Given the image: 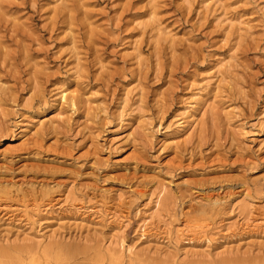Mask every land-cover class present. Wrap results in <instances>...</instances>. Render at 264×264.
<instances>
[{
    "label": "rangeland",
    "instance_id": "374dc122",
    "mask_svg": "<svg viewBox=\"0 0 264 264\" xmlns=\"http://www.w3.org/2000/svg\"><path fill=\"white\" fill-rule=\"evenodd\" d=\"M0 264H264V0H0Z\"/></svg>",
    "mask_w": 264,
    "mask_h": 264
},
{
    "label": "bare ground",
    "instance_id": "6f19581e",
    "mask_svg": "<svg viewBox=\"0 0 264 264\" xmlns=\"http://www.w3.org/2000/svg\"><path fill=\"white\" fill-rule=\"evenodd\" d=\"M61 98H62L64 101H66V99H67V93H66V92H62V94H61ZM71 100H72V99H71ZM196 120H197V119H196ZM42 121H43V120H42ZM194 121H195V120H194ZM46 194H47V193H46ZM249 211H250V210H249ZM142 215H143V213H142ZM147 216L149 217V215H147ZM148 217H146V216L143 215L142 221H144L145 224H144V226H143V228H142V232L144 231V229L146 230V228H147L146 226H150V225H149L150 223H146V222H145V220H147ZM139 218H140V217H139ZM140 219H141V218H140ZM151 219H152V218H151ZM150 222H151V221H150ZM196 226H197V225H196ZM141 227H142V226H141ZM145 227H146V228H145ZM188 227H189V226H188ZM185 230H187L186 227H185V229L179 230V231H180L179 234L184 235V231H185ZM190 230H191V229H190ZM192 231H193V230H192ZM192 231H191V232H192ZM175 233H176V232H175ZM142 235H144V233H143ZM122 244H123V243H122ZM121 249H122V247H121ZM123 250H124V248H123ZM122 253H124V252L122 251Z\"/></svg>",
    "mask_w": 264,
    "mask_h": 264
}]
</instances>
